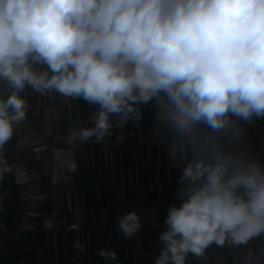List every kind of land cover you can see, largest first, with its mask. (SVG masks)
Here are the masks:
<instances>
[{"label": "clouds", "instance_id": "clouds-1", "mask_svg": "<svg viewBox=\"0 0 264 264\" xmlns=\"http://www.w3.org/2000/svg\"><path fill=\"white\" fill-rule=\"evenodd\" d=\"M0 79L13 89L0 100V150L26 118V86L98 106L93 127L69 133L73 144L156 110L184 165L155 264L264 234V163L243 147L244 125L264 119V0H0ZM9 170L0 158V180ZM141 227L135 211L119 221L125 238ZM232 260L262 264L264 247Z\"/></svg>", "mask_w": 264, "mask_h": 264}, {"label": "crops", "instance_id": "crops-1", "mask_svg": "<svg viewBox=\"0 0 264 264\" xmlns=\"http://www.w3.org/2000/svg\"><path fill=\"white\" fill-rule=\"evenodd\" d=\"M39 72L45 66L36 64ZM13 89L0 79V100L7 99ZM20 95L26 100V118L14 123L13 136L0 150V158L8 162L15 144L31 133L48 143L73 130L92 127L87 122L90 106L83 99H73L55 91L40 93L26 86ZM94 107H98L93 105ZM143 118L132 127L113 129L110 136L96 142L77 139L78 188L69 197L45 182L48 198L40 204L22 201L23 219L18 217L16 187L8 172L0 180V264H132L123 261L122 235L115 228L118 209L132 205L138 198L161 206L165 218L171 205L179 206L177 191L184 165L181 148L174 145L172 134L157 125L156 110L142 106ZM247 128L243 147L264 163V119ZM27 166L40 169L31 153L24 155ZM8 166V165H7ZM137 189H140L137 192ZM38 212L44 219H65L77 223L79 232L52 233L29 221V213ZM7 229L8 235H3ZM256 242L264 243V234L238 249L211 245L201 259L189 256L186 264H233L232 255L242 257ZM83 249V250H81ZM111 249L116 260L99 255ZM149 264V263H147ZM264 264V261H263Z\"/></svg>", "mask_w": 264, "mask_h": 264}, {"label": "built area", "instance_id": "built-area-1", "mask_svg": "<svg viewBox=\"0 0 264 264\" xmlns=\"http://www.w3.org/2000/svg\"><path fill=\"white\" fill-rule=\"evenodd\" d=\"M89 106L87 122L93 127L98 107ZM133 125L134 122L129 121L124 127ZM29 153L35 157L40 169H31L27 166L24 155ZM72 163L76 165L75 171L70 168ZM7 165L22 201L35 204L45 202L48 198L44 192L45 182L59 191H63L69 199L78 188L77 151L74 144L69 141V134L60 135L54 143H48L39 136V133H31L15 144L14 154L8 159ZM139 191L140 189H137V192ZM131 211L138 214L142 227L135 235L125 238L119 229V221ZM29 216V221L47 232L73 233L80 230L77 223H69L65 219H44L38 212H30ZM115 228L122 235V247L125 251L124 262L155 264V260L164 247L158 236L167 228L160 205L138 198L134 204L118 209L115 214ZM8 234L7 229H3V235L7 236ZM262 247H264V243L256 242L253 251L259 255Z\"/></svg>", "mask_w": 264, "mask_h": 264}, {"label": "water", "instance_id": "water-1", "mask_svg": "<svg viewBox=\"0 0 264 264\" xmlns=\"http://www.w3.org/2000/svg\"><path fill=\"white\" fill-rule=\"evenodd\" d=\"M262 159L263 158L261 157L259 161L262 162ZM15 199H16V205L18 207V217L20 219H23L22 200H21V198H20V196H19V194L17 192H16V195H15Z\"/></svg>", "mask_w": 264, "mask_h": 264}]
</instances>
